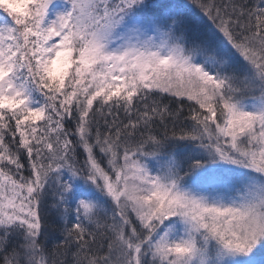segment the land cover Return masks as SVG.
I'll use <instances>...</instances> for the list:
<instances>
[{
  "label": "snow or ice",
  "instance_id": "obj_1",
  "mask_svg": "<svg viewBox=\"0 0 264 264\" xmlns=\"http://www.w3.org/2000/svg\"><path fill=\"white\" fill-rule=\"evenodd\" d=\"M0 264H264V0H0Z\"/></svg>",
  "mask_w": 264,
  "mask_h": 264
},
{
  "label": "rangeland",
  "instance_id": "obj_2",
  "mask_svg": "<svg viewBox=\"0 0 264 264\" xmlns=\"http://www.w3.org/2000/svg\"><path fill=\"white\" fill-rule=\"evenodd\" d=\"M60 65H59V63L57 64V66H56V68H58ZM60 69V68H59Z\"/></svg>",
  "mask_w": 264,
  "mask_h": 264
},
{
  "label": "trees",
  "instance_id": "obj_3",
  "mask_svg": "<svg viewBox=\"0 0 264 264\" xmlns=\"http://www.w3.org/2000/svg\"><path fill=\"white\" fill-rule=\"evenodd\" d=\"M60 66L57 68V72L59 71Z\"/></svg>",
  "mask_w": 264,
  "mask_h": 264
}]
</instances>
